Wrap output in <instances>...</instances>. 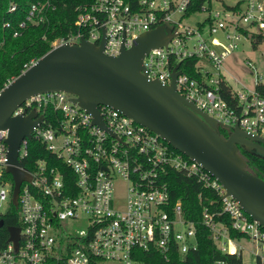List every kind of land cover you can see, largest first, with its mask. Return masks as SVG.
I'll use <instances>...</instances> for the list:
<instances>
[{"label":"built area","instance_id":"2783aa9c","mask_svg":"<svg viewBox=\"0 0 264 264\" xmlns=\"http://www.w3.org/2000/svg\"><path fill=\"white\" fill-rule=\"evenodd\" d=\"M189 2L82 1L74 7V28L53 39L52 46L77 43L80 37L97 44L102 38V51L116 55L122 45L135 44L141 32L165 25L173 35L144 54L143 73L170 83L178 64L175 85L180 94L229 130L237 123L264 138V80L235 87L221 71L241 38L252 47L264 44V0H206L200 8L206 14L194 26L184 21L191 14ZM52 7V0H0V26L17 36L44 21ZM188 57H196V74L183 62ZM246 62L252 65L250 59ZM72 95L64 90L36 92L11 111L24 115L34 110L32 118L41 116L17 146L18 167L29 178L19 182L15 206L13 178L5 170L7 129L0 128V264H145L138 250H157L168 260L172 251L196 249L195 225L185 218L181 200L170 197L165 180L170 169L195 177L220 195L221 210L202 211L217 247L242 255L234 245L241 237L230 236L228 226L214 218L223 212L242 237L262 244L263 253L256 252L251 264H264V226L200 162L109 105L95 106L104 126L93 122L90 112L70 100ZM32 139L47 155H37L27 168L21 161ZM117 181L125 184L122 197L115 195ZM11 208L16 224L3 221ZM7 225L18 226L15 246Z\"/></svg>","mask_w":264,"mask_h":264},{"label":"water","instance_id":"95a60500","mask_svg":"<svg viewBox=\"0 0 264 264\" xmlns=\"http://www.w3.org/2000/svg\"><path fill=\"white\" fill-rule=\"evenodd\" d=\"M173 35L165 25L141 32L130 47L122 45L116 55L102 51V38L94 44L83 37L77 43H58L34 59L0 88V128L5 137L7 165L13 178L11 201L16 205L19 182L29 174L16 157L19 140L41 116L34 110L11 115L25 97L49 90L73 94L70 100L93 115L104 126L95 106L99 103L121 110L136 122L158 133L172 146L196 159L214 175L242 208L264 226V178L247 169L239 148L264 156V138L242 129L237 123L227 136L220 133L217 119L180 94L175 85L177 65L170 83L148 78L143 73L144 54L166 44ZM1 225V220H0ZM8 237L16 245L18 226L7 225Z\"/></svg>","mask_w":264,"mask_h":264},{"label":"trees","instance_id":"16d2710c","mask_svg":"<svg viewBox=\"0 0 264 264\" xmlns=\"http://www.w3.org/2000/svg\"><path fill=\"white\" fill-rule=\"evenodd\" d=\"M82 1L89 0H52L53 7L46 11L44 21L26 27L17 36L11 35V29L0 26V88L8 79L17 75L24 68L25 63L48 50L52 46L53 39L64 36L74 28V7ZM205 1L190 0L187 13L199 11ZM195 61L196 57L183 60L187 69L193 74H196L193 67ZM219 130L224 135L222 130ZM239 151L246 160L247 169L264 178V156L243 147H240ZM44 153L42 144L32 139L29 142L28 154L21 162L25 167L30 168L32 159L37 155H47ZM165 180L169 185L172 201L179 198L185 218L194 223L198 245L196 249L184 254L172 251L168 260L157 250H138L145 264H214V261L219 259H223L226 264H242L241 256L223 252L217 247L210 236L209 227L202 221L204 207H207L211 213L221 210V199L216 190L205 187L195 177L174 169L167 172ZM214 218L228 226L230 236L237 238L244 236L231 227V219L226 213L214 214ZM3 221L8 224L17 223L13 208L3 216Z\"/></svg>","mask_w":264,"mask_h":264},{"label":"rangeland","instance_id":"374dc122","mask_svg":"<svg viewBox=\"0 0 264 264\" xmlns=\"http://www.w3.org/2000/svg\"><path fill=\"white\" fill-rule=\"evenodd\" d=\"M225 1L230 2L231 0ZM205 14L206 12L201 10L195 11L189 17H185L184 21L194 26L196 21L202 19ZM247 59L251 60L252 65L246 62ZM221 71L235 87H240L241 84L251 85L255 79L264 80V44L252 47L249 39L241 38L237 48L223 61ZM124 186L123 182H116L115 195L117 197H122L125 191ZM235 242V247L241 249L242 264H251L255 260L256 252L263 253L262 244L249 240L247 237H241Z\"/></svg>","mask_w":264,"mask_h":264},{"label":"flooded vegetation","instance_id":"af4514ba","mask_svg":"<svg viewBox=\"0 0 264 264\" xmlns=\"http://www.w3.org/2000/svg\"><path fill=\"white\" fill-rule=\"evenodd\" d=\"M219 129L222 130V132L224 133L225 136H227L228 132L230 131L229 128L224 127L222 125L219 126ZM240 147H242V146H240Z\"/></svg>","mask_w":264,"mask_h":264}]
</instances>
